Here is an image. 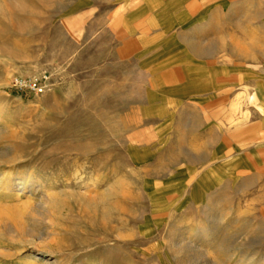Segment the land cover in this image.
<instances>
[{
  "label": "rangeland",
  "instance_id": "1",
  "mask_svg": "<svg viewBox=\"0 0 264 264\" xmlns=\"http://www.w3.org/2000/svg\"><path fill=\"white\" fill-rule=\"evenodd\" d=\"M0 178V264H264V0H0Z\"/></svg>",
  "mask_w": 264,
  "mask_h": 264
},
{
  "label": "bare ground",
  "instance_id": "2",
  "mask_svg": "<svg viewBox=\"0 0 264 264\" xmlns=\"http://www.w3.org/2000/svg\"><path fill=\"white\" fill-rule=\"evenodd\" d=\"M30 179V178H29ZM0 181H1V178H0ZM3 181V180H2ZM26 183H27V180H26ZM29 183H32V180L30 181L29 180ZM34 183V182H33ZM18 184H21V183H18ZM25 184V183H24ZM1 185V184H0ZM26 185V184H25ZM28 185V184H27ZM31 185V184H30ZM33 185V184H32ZM17 186V185H16ZM29 186V185H28ZM25 187V186H24ZM4 188V187H3ZM110 194L112 193V191L111 192H109ZM80 195H82L83 196V194H80ZM94 196V195H93ZM163 196V195H162ZM81 197V196H80ZM84 197H86V196H84ZM88 197V196H87ZM104 197V195L102 196V197H95L94 196V198L93 197H91V198H85L86 200V202L87 203H89V204H93V203H96V201H99V202H104L103 200L105 199V198H103ZM156 197H158L157 195H156ZM50 198V197H49ZM83 199V198H82ZM50 202H51V204L52 205H55V204H57V200L53 197V198H51L50 199ZM220 225V224H219ZM220 228V227H219ZM219 228L217 227V228H215V229H213V233H214V236L215 237H217L220 233H219ZM203 231V230H202ZM200 232V231H199ZM198 236L200 237V239L201 238H203L204 236H206L205 235V233L204 232H202V233H199L198 234ZM190 240H189V237L188 238H181V239H176V245H177V248L178 249H180V248H189V249H195V246L194 245H192L190 242H189ZM202 242V241H201ZM200 243V242H199ZM201 248V247H200ZM196 251H197V253L200 255L199 257L201 258V259H203L202 261H203V263L204 264H214V260L211 258V256H209V254H207L206 252H203V251H201V250H197L196 249ZM205 251V250H204ZM192 253H194V252H192ZM200 259V260H201ZM202 264V263H201Z\"/></svg>",
  "mask_w": 264,
  "mask_h": 264
},
{
  "label": "crops",
  "instance_id": "3",
  "mask_svg": "<svg viewBox=\"0 0 264 264\" xmlns=\"http://www.w3.org/2000/svg\"><path fill=\"white\" fill-rule=\"evenodd\" d=\"M129 1H131V0H126V3L128 2V4H129ZM131 10H132V9H131V6H128V5H127V7H126L125 10L123 11V13L125 12V13L127 14V16H128V15H130V13H131L130 11H131ZM123 13H122V14H123ZM115 22H116V21H115ZM117 23H118V22H117ZM127 30L129 31V29H127ZM199 49H200V48H199ZM200 50H201V49H200ZM200 50H199V51H200ZM197 51H198V48H197ZM259 107H260V106H259Z\"/></svg>",
  "mask_w": 264,
  "mask_h": 264
}]
</instances>
